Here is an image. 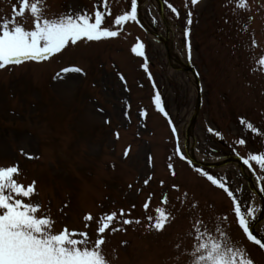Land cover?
I'll list each match as a JSON object with an SVG mask.
<instances>
[{"label":"rangeland","instance_id":"obj_1","mask_svg":"<svg viewBox=\"0 0 264 264\" xmlns=\"http://www.w3.org/2000/svg\"><path fill=\"white\" fill-rule=\"evenodd\" d=\"M18 2L0 0V20L12 18ZM45 3L50 18L85 11L93 14L97 5L104 10L103 0ZM164 3L174 23L186 30L191 28L185 37L176 32L171 42L175 56L185 63L182 55L190 42L191 62L202 78L204 103L194 130L195 152L209 162L264 153V65L260 64L264 59V0ZM168 4L180 11L179 17ZM109 7L113 15L106 17L105 26L113 27L115 16L130 8V0H109ZM189 11L193 14L190 26ZM142 14L157 32H164L151 2ZM17 21L21 22L19 18ZM31 25L29 16L26 26ZM141 31L125 25L120 37L82 41L50 63L0 69V167L18 164L21 175L17 179L21 183L37 182L39 195L33 202L42 204L44 213L56 221V231L66 226L88 232L95 241L101 217L106 214L116 212L117 221L140 220V224L132 225L114 222L113 227L122 230L113 234L109 229L104 234L103 251L111 264H192L195 222L201 219V230L213 233L219 224L233 241L248 250L231 198L195 169L202 168L225 180L243 207L254 208L255 214L259 209L257 196L236 163L212 169L180 161L175 150L177 140L170 123L159 115L154 97L159 91L187 152L183 138L196 103L195 83L186 72L170 66L164 45ZM137 38L146 41L145 53L150 61L146 70L153 80L141 72L144 57L142 61L132 52ZM71 67L83 71L63 74V69ZM57 73L63 79H58ZM144 110L147 118L142 115ZM241 119L260 132H252ZM241 138L246 145L237 143ZM170 164L174 165L175 176ZM165 194L167 205L162 203ZM150 196L151 204L145 211ZM157 208L175 217L164 232L148 227V217L155 218ZM121 209L130 215L120 217ZM88 214L93 216L92 221L85 220ZM225 215L227 221L222 219ZM252 247H248L250 257L255 264H263L264 255Z\"/></svg>","mask_w":264,"mask_h":264},{"label":"snow or ice","instance_id":"obj_2","mask_svg":"<svg viewBox=\"0 0 264 264\" xmlns=\"http://www.w3.org/2000/svg\"><path fill=\"white\" fill-rule=\"evenodd\" d=\"M190 3L198 4L199 0H190ZM138 5L139 0H130V8L123 14L115 16L113 27H106V17L113 15L109 7V0H103V11L97 5L93 14H89L87 11L76 14L64 13L51 18L46 14L45 0H19L18 5L13 6L14 16L10 19L0 20V69L28 61L51 60L70 46L77 45L82 41L92 42L118 38L124 26L129 22L139 23ZM168 7L179 17L180 11L175 6L168 4ZM187 15L189 17L187 24L190 26L193 23L191 19L193 14L189 11ZM29 16L32 18L31 27L26 26ZM17 18L21 22H18ZM187 31L190 35L191 28L189 27ZM145 47V44L137 38L132 52L147 60ZM188 47L190 53V43ZM260 64L264 65V59L260 60ZM147 67L148 65L145 63L144 68L147 69ZM82 71L79 67L62 70L63 74L81 73ZM149 75L151 74L149 73ZM57 78L63 79V75L57 73ZM121 79H124L123 75H121ZM154 103L158 111L168 117L172 131L176 133V125L171 123V117L162 104L159 91L156 92ZM142 115L147 118V110H144ZM241 123L246 124V127L254 133L260 132L250 122L241 119ZM212 131L213 129L209 128V132ZM215 134L223 138L221 133L216 132ZM117 138H119V133H117ZM177 139H179L178 135ZM237 143L246 145L247 142L241 138ZM177 152L181 159H188L179 148H177ZM243 162L250 168L252 167L251 162H255L259 169L264 170V153L251 154L248 158H244ZM188 163L191 164L192 161L188 160ZM169 168L172 175L175 176L174 165L170 164ZM195 171L231 198L238 224L243 233L246 234L249 241L264 249V240L258 238L250 228V220L255 217V209L242 210L241 201L225 180L202 168H196ZM20 175L21 170L18 164L0 167V264H111L103 251V246L106 244L104 234L109 229L113 234L122 230L119 227H113L114 222L124 225L141 223L138 219L117 221L116 212L106 214L101 217L98 238L95 241L90 239L88 232L70 230L66 226L56 231V221L44 213L42 204L33 202V197L39 195L37 182L34 180L31 184L25 185L17 179ZM149 179L144 181L145 185L149 183ZM164 183L163 180L160 182L161 187ZM172 187L176 191L180 190L178 185ZM261 191L264 192V186L261 187ZM183 195L186 199L188 193L185 192ZM162 203L164 205L169 203L167 194L164 195ZM150 204L151 196L144 205L145 211L148 210ZM156 212L158 215L155 218L148 217V227L158 232H164L175 217L164 208H157ZM126 215H130V213H125L121 209L119 216L125 217ZM222 219L227 221L228 217L225 215ZM85 220L92 221L93 216L88 214L85 216ZM203 223L202 219L195 222V244L190 253L193 257L192 264H255V261L247 254L246 248L233 241L224 227L218 224L214 232L209 233L201 230L200 225ZM123 230L126 231V229ZM177 247L179 248V245Z\"/></svg>","mask_w":264,"mask_h":264},{"label":"bare ground","instance_id":"obj_3","mask_svg":"<svg viewBox=\"0 0 264 264\" xmlns=\"http://www.w3.org/2000/svg\"><path fill=\"white\" fill-rule=\"evenodd\" d=\"M150 1H151L152 4H154V5L157 4L154 0H150ZM169 26H170V35H174V31L176 30V28L178 29V26L175 25V24H173V23H170V22H169ZM66 50H67V49H66ZM66 50H65V51H66ZM65 51H64V52H65ZM64 52H63V53H64ZM189 78H190V80H191L192 82L194 81L193 75H192L191 73L189 74ZM190 148H191V147H190ZM192 152H193V150L191 151V153H192ZM193 154H194V153H193ZM193 154H192V156L199 157L198 154H197V155H196V154L193 155Z\"/></svg>","mask_w":264,"mask_h":264},{"label":"water","instance_id":"obj_4","mask_svg":"<svg viewBox=\"0 0 264 264\" xmlns=\"http://www.w3.org/2000/svg\"><path fill=\"white\" fill-rule=\"evenodd\" d=\"M201 87H199V99H198V104H197V108H196V112L194 114V116L192 117V120H191V128L192 126L196 123V120L198 118V114H199V111H200V108H201Z\"/></svg>","mask_w":264,"mask_h":264}]
</instances>
